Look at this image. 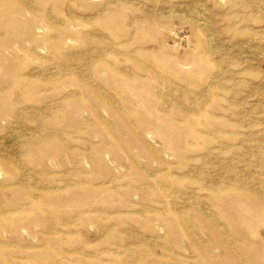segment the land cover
I'll list each match as a JSON object with an SVG mask.
<instances>
[{
  "label": "rangeland",
  "instance_id": "rangeland-1",
  "mask_svg": "<svg viewBox=\"0 0 264 264\" xmlns=\"http://www.w3.org/2000/svg\"><path fill=\"white\" fill-rule=\"evenodd\" d=\"M0 264H264V0H0Z\"/></svg>",
  "mask_w": 264,
  "mask_h": 264
}]
</instances>
